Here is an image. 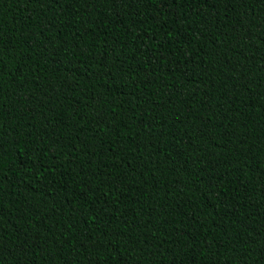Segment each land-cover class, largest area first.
<instances>
[{
  "label": "trees",
  "instance_id": "16d2710c",
  "mask_svg": "<svg viewBox=\"0 0 264 264\" xmlns=\"http://www.w3.org/2000/svg\"><path fill=\"white\" fill-rule=\"evenodd\" d=\"M0 264H264V0H0Z\"/></svg>",
  "mask_w": 264,
  "mask_h": 264
}]
</instances>
